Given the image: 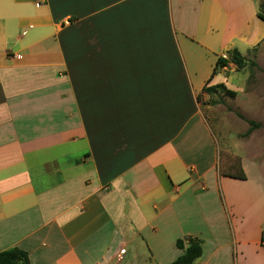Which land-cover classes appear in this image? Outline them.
Instances as JSON below:
<instances>
[{"label": "crops", "instance_id": "0c3cea01", "mask_svg": "<svg viewBox=\"0 0 264 264\" xmlns=\"http://www.w3.org/2000/svg\"><path fill=\"white\" fill-rule=\"evenodd\" d=\"M257 10L0 0V251L18 247L29 264H169L190 237L203 249L194 264H207L225 233L236 264L229 191L249 197L250 178L240 156L246 179L220 173L198 96L226 84L211 76L217 57L264 38Z\"/></svg>", "mask_w": 264, "mask_h": 264}, {"label": "rangeland", "instance_id": "374dc122", "mask_svg": "<svg viewBox=\"0 0 264 264\" xmlns=\"http://www.w3.org/2000/svg\"><path fill=\"white\" fill-rule=\"evenodd\" d=\"M257 3L258 7L261 3L264 5V0H257ZM261 11L264 14V7ZM255 22L258 33H263L264 21L256 18ZM239 50L246 58L243 68L237 69L232 63L218 68L224 75V85L234 90L235 96L221 92L210 95L201 90L198 100L201 111L217 138L219 169L236 172L240 156L250 178V184L242 188L244 191H252L249 197L237 198L239 192L235 187L229 191L234 200V208L242 217L241 221L238 218L234 222L240 242L237 245L238 252L241 251V254H237L236 264H264V244L260 245L255 240L256 225L261 217L264 218V38L247 51L241 44ZM247 120L259 122L261 127L244 136L249 126ZM257 182L259 188L255 189L253 185ZM220 237L223 241L218 243V251L212 257H207V264H231V258L232 264H235V253L232 252L230 258L227 235L222 233ZM208 244H205V249H209ZM137 252L145 253V248L138 245ZM136 264L148 263L139 261ZM150 264L156 262L152 261Z\"/></svg>", "mask_w": 264, "mask_h": 264}, {"label": "trees", "instance_id": "16d2710c", "mask_svg": "<svg viewBox=\"0 0 264 264\" xmlns=\"http://www.w3.org/2000/svg\"><path fill=\"white\" fill-rule=\"evenodd\" d=\"M263 7L264 5L262 3L259 4L258 11L256 12L257 18L262 21H264V14L261 11ZM226 53V57H217L211 76L215 74L216 70L219 67H225L229 63L234 64L237 69L243 68L245 66L246 58L240 53V51L236 47L228 49ZM202 90L210 95L215 94L217 92H221L231 97H234L236 94L234 90L227 88L223 83H218L216 85L207 87L205 86L202 88ZM247 123L249 126L246 132L243 134L244 136H248L253 130L261 127V123L255 122L253 120H247ZM219 171L223 176H228L235 179H246V175L241 167V164L239 165L238 170L236 172H229L222 169H219ZM259 244H264V227L260 232ZM175 245L183 252L174 260H172L169 264H194V262L199 257H201L203 253L201 242L196 238L189 237L187 239H177ZM0 264H29L28 253L18 247H11L2 250L0 251Z\"/></svg>", "mask_w": 264, "mask_h": 264}]
</instances>
